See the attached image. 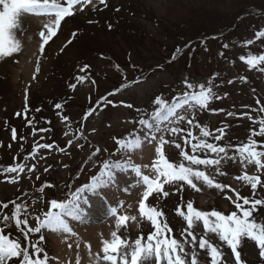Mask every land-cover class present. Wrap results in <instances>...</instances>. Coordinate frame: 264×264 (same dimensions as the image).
<instances>
[{"label": "rangeland", "instance_id": "374dc122", "mask_svg": "<svg viewBox=\"0 0 264 264\" xmlns=\"http://www.w3.org/2000/svg\"><path fill=\"white\" fill-rule=\"evenodd\" d=\"M106 4L105 7L99 0H93V4L82 12L77 11L73 17L62 21L57 36L44 45L43 52L40 51L43 40L39 32L44 30V24L51 17L32 14L23 17L22 31L16 33L21 41V51L0 61V172L15 163H24L26 168L16 184L7 183L5 176L0 175V203L17 201L31 205L33 200H37L38 207L43 208V201L49 197L66 198V185L75 189L90 183L91 176L98 172L99 164L96 168H89L83 161L94 147L102 149L99 160L109 159V153L117 152L114 138L131 139L129 134L139 127L132 121L150 118L157 96L172 102L175 96L186 91L183 84L185 78L194 84H204L206 88L211 81L213 96L221 97L212 99L204 111L198 107L195 109L196 121L206 125L209 130L215 132L217 128L228 126L225 140L221 143L233 146L247 143L251 132L259 130L258 121L264 118L261 111L264 99L260 98L262 95L264 98V72L260 71L264 65L251 68L240 57L264 55V37H257L258 32L264 31V0H108ZM117 8L119 11H116ZM241 10L244 15L246 13L245 19L239 12ZM109 24L112 25L111 30ZM122 25L130 31L137 30L140 37L134 39L132 32H126ZM141 25L148 32L139 31ZM252 25L254 29L251 33ZM227 27L228 33H224L220 41L209 40L202 44L206 36L220 34ZM74 32L77 33L75 37ZM161 33L164 38L160 36ZM169 33L183 34V41L190 43L185 52L176 56L173 52L174 58L168 55V50L165 59L158 44L164 40L167 44L165 49L173 50L177 43L176 37ZM69 40L72 42L68 43ZM248 40L253 43L247 44ZM225 44H228V48L223 47ZM222 52L223 56L220 55ZM85 64L90 66L88 71L80 72ZM139 70L145 72L138 74ZM81 75L88 78L77 83L76 77ZM137 77L140 79L137 80ZM229 80L233 83L229 84ZM125 83L127 86L119 92L108 95ZM73 84L75 88L71 87ZM101 97H107L112 104L105 106ZM259 98L263 106L257 104ZM56 103H62L63 109H56ZM25 107L28 108L30 124L23 117ZM90 108L95 111L85 120L84 115ZM17 112L22 115L16 116ZM229 112L234 115L228 116ZM179 114L189 118L193 115L188 107L179 110ZM63 116H67L68 121H64ZM46 122L51 124V131L40 132V129L48 126ZM180 126L188 127L186 123ZM12 128L19 131L15 140L12 139ZM33 129L36 130L35 135ZM81 131L83 137L80 136ZM193 133L199 135V130L193 129ZM165 139L175 140L183 147L180 137L165 134ZM69 140L73 141L72 145H68ZM208 141L215 142L212 137ZM158 143L159 136L157 141L143 143L141 147L129 150L127 157L119 158L121 162L130 158L134 164L141 166L144 174L154 176L151 164L156 159ZM38 144H53V148H40L34 156H30ZM81 144L84 145L83 149L78 147ZM60 148H64V151H59ZM103 149H107V152ZM259 150L264 151V148ZM179 151L171 143L164 146L165 155L173 162L179 160ZM232 154L230 151L229 155ZM32 164L36 165V169L29 179L27 173ZM46 167L49 168L47 172L44 171ZM81 167L84 169L82 172ZM214 171L209 169L210 173ZM221 171L227 175L216 176L217 182L229 184L241 196L252 198L250 185L235 177L244 171L258 174L255 165L249 164L245 169L237 159L234 163L225 164ZM13 175L16 174H7L9 177ZM37 176L39 179H36ZM127 177L134 185L128 192L123 190L127 185L118 183L103 194L108 203L117 207V215L137 216V221L129 220L127 227L122 226L118 234L132 241L143 233L146 239L152 229L150 222L142 219L138 213L143 186L135 184V173L129 172ZM46 183L56 187L46 188L43 194L39 193V187ZM198 187L200 192L185 186L183 192H170L167 198H161L158 202L157 206L164 210L173 227V234L187 227L186 221L176 214L181 198L184 205L191 200L193 206L202 211L216 209L227 215L236 210L231 201L225 199L226 195L235 199L233 191L226 189L220 192L202 183ZM165 190H169L168 185H165ZM53 192L55 196H52ZM85 195L93 207L82 222L70 221L75 235L42 230L45 241L41 246L49 256L48 264H76L77 255L80 264H95L94 254L99 252L103 255V240H110L111 233L117 231V216L109 215L107 206L98 197L91 193ZM255 198H264V192L259 187ZM121 201L123 207L119 206ZM149 202H152L151 198ZM2 211L10 214L8 210ZM29 212H32L31 207ZM194 233L199 240L203 234L202 224L194 227ZM5 234L12 238L20 236L18 231L9 229H5ZM31 238H38V234H33ZM207 238L224 252V264H235L231 250L218 237L209 233ZM88 244L92 246V256L89 255ZM238 250L244 264H264L255 242L245 239ZM196 251L198 264H211L207 250L197 246Z\"/></svg>", "mask_w": 264, "mask_h": 264}, {"label": "snow or ice", "instance_id": "6c2138e0", "mask_svg": "<svg viewBox=\"0 0 264 264\" xmlns=\"http://www.w3.org/2000/svg\"><path fill=\"white\" fill-rule=\"evenodd\" d=\"M99 3L107 6L106 0H99ZM92 4L93 0H0V61L21 51V41L17 38L16 33L22 31V20L26 15L51 17L44 24V30L39 32V36L43 40L40 51L43 52L44 45H47L57 36L62 21L68 17H73L77 11L82 12L85 7ZM116 11L119 9L117 8ZM108 27L111 30L112 25L109 24ZM76 34L74 32L73 37ZM257 37H264V31L258 32ZM71 42V40L68 41V43ZM252 43V40L247 41L249 45ZM223 47L228 48V44ZM220 55L223 56L224 53L222 52ZM240 59L245 60L251 68L264 65V55L241 56ZM89 67L88 64H85L80 68V72H87ZM260 71L264 72V68H260ZM87 78V76L81 75L76 77V80L77 83H81ZM139 79L140 77H137V80ZM242 79L246 78L242 77ZM92 83L94 84L95 81ZM228 83L231 84L233 81L229 80ZM183 84L187 90L175 96L172 102L163 96H157L154 99L155 109L150 118L132 121L139 127L129 134L131 139L114 138L117 152L109 153V159L99 160L98 157L102 153V149L99 146L94 147L87 159L83 161V164L89 168H96L99 164L98 172L91 176L90 183L75 189L71 185H66V198L49 197L43 201V208L38 207L37 200H33L31 205L27 202L18 203L17 201L0 203V264H48L49 256L41 246L45 241L42 230L54 233L67 232L75 235L70 221L82 222L93 207L85 193H91L98 197L99 201L107 206L108 214L117 216V231L111 233L112 238L110 240H103V255L101 256L99 252L94 254L95 264H198L197 246L201 250H207L211 264H224V252L207 238L209 233L218 237V240L231 250L235 264H244L241 259V251L238 249L245 239L255 242L259 249V256L264 258V198H255L258 187L264 192V179H262L264 176V151L258 150L264 148V118L259 119V130L251 132L247 143L235 146L221 143L225 140L227 125L217 128L213 132L206 125H201L195 118L197 107L200 111H204L212 99L221 98L213 96L211 81H209L207 88L204 84L191 83L187 78ZM126 86V83L122 84L108 95H113ZM71 87L75 88L76 85L73 84ZM100 100L105 103V106L112 104V101L108 100L107 97H101ZM97 103L99 104L100 101ZM257 104H259V100ZM126 106L132 107V105ZM185 107L192 110L191 118L179 114V110ZM55 108L63 109V104L56 103ZM36 111H40V109H36ZM93 111L95 109L90 108L85 113L84 119L86 120ZM212 111H223V109H212ZM261 111H264V108ZM27 113L28 108L25 107L23 117L30 124L31 120H28ZM21 115L19 112L16 113L18 117ZM227 115L233 116L234 113L229 112ZM68 119L67 116H63L64 121H68ZM256 122L253 121V123ZM182 123L187 124V129L180 126ZM193 129H198L199 135H195ZM35 131L33 129V135H35ZM40 131L47 132L49 129L42 128ZM165 134H170L171 137H180L183 141V147L181 143H176L175 140L165 139ZM11 135L13 140L17 138L15 128L11 129ZM80 136H84L83 131L80 132ZM158 136L156 159L151 164L154 176L144 174L141 171V166L134 164L130 158L121 162L119 157H127L129 150H135L141 147L143 143L157 141ZM209 137H212L215 142H209ZM67 143L72 145L73 141L69 140ZM169 143L173 144L175 149L180 150V158L177 162H173L165 155L164 146ZM78 147L83 149L84 145L81 144ZM40 148L52 149L53 144H38L29 155L34 156ZM59 151L63 152L64 148H60ZM103 151L107 152V149H103ZM230 151L233 153L232 155H229ZM237 159L240 160L245 169L249 164L256 166L258 174H249L248 171H244L235 177L236 180L250 185L252 198L241 196L240 192L232 189L229 184L216 181V176L227 175L226 172L221 171V168L229 162L234 163ZM64 167L67 168L68 165L65 164ZM25 168L24 163H15L3 168L0 175L5 176L7 183L16 184L20 179V174L25 173ZM35 169V164L28 168L29 179H31V173ZM209 169H214V173H210ZM48 170V167L44 169L45 172ZM83 170L81 167L80 171ZM129 172L135 173V184L143 186L142 197L138 201V213L142 219L150 222L152 229L147 234L146 239L143 233L132 241L118 234L122 226L127 227L129 220L137 221V216L117 215V207L108 203L107 197L103 194L118 183L127 185L123 190L128 192L129 188L134 186L128 180L127 173ZM9 173L16 175L9 177L7 176ZM36 179L39 177L37 176ZM200 183L220 192H225L226 189L233 191L235 199L227 195L225 199L231 201L236 210L227 215L216 209L202 211L194 207L191 200L184 205L183 198H181V205L176 208V214L186 221L187 227H183L173 234V227L170 226L164 210L157 206L158 202L161 198H167L170 192H183L185 186L200 192L201 189L198 187ZM165 185H168L169 190H165ZM55 187L56 185L46 183L39 187L38 192L43 194L46 188L54 189ZM52 196H55V192L52 193ZM149 198L152 199V202H149ZM119 206L123 207V201L120 202ZM30 207L32 212H29ZM2 210H8L10 214H4ZM30 218L32 223H30ZM258 218L260 222H258ZM200 224L203 226V234L198 240L194 233V227ZM5 229L18 231L19 238L6 235ZM33 234H38V238L32 239ZM22 241H26V243ZM71 247L72 245L69 244V248ZM87 247L89 255L92 256L91 244H88ZM76 264H80L79 255H77Z\"/></svg>", "mask_w": 264, "mask_h": 264}, {"label": "trees", "instance_id": "16d2710c", "mask_svg": "<svg viewBox=\"0 0 264 264\" xmlns=\"http://www.w3.org/2000/svg\"><path fill=\"white\" fill-rule=\"evenodd\" d=\"M108 0H106V2H107ZM240 13H242L243 14V11L241 10V11H239ZM245 12H246V10H245ZM248 12V11H247ZM249 14L251 15V13L249 12ZM243 16H244V18L243 19H245V16H246V13H245V15L243 14ZM264 16V15H263ZM254 25V24H253ZM252 25V27H251V33L253 32V29H254V26ZM121 28H125V31L126 32H132V34H133V38L134 39H138L139 37H140V34H139V32L137 31V30H135V29H133V30H131L130 31V29L129 28H126L124 25H122V27ZM138 30L140 31V30H143V31H145V32H148V30L143 26V25H141V26H139L138 27ZM227 30H229V27H227V28H225L224 29V32H222V33H220V34H214V35H210V36H206L204 39H203V41H202V44H205V42H209V40H212V41H220L221 40V37L224 35V33H228V31ZM246 33H247V31H246ZM169 35H172V36H175L176 37V39H177V43L175 44V46H174V49L172 50V48H170V49H165V47L167 48V44H165V41L164 40H162V44H158V46L160 47V52L162 53V54H164V58L166 59L167 58V51L169 50V52H168V55L170 56V57H172L173 56V52H175V56L176 55H178V54H180V53H183V52H185L186 51V49L189 47V44H188V42L190 43V41H186V43L183 41V39H184V36H183V34H182V36H180L179 34H175V33H169ZM132 36V35H131ZM160 36H162L163 38H164V34H160ZM183 41V42H182ZM154 43H156L157 41H153ZM159 42V41H158ZM197 42V41H196ZM195 43V42H194ZM159 53V52H158ZM261 55H263V54H261ZM175 56H173V58L175 57ZM167 63L168 64H170V62H168L167 61ZM145 71L144 70H139V72H138V74H143ZM217 72V71H216ZM261 99H264L263 98V95L260 97ZM258 99L259 100V104H261V106H263V104L261 103V99ZM264 112V111H263ZM47 124H48V126H46L45 128L46 129H49V131H47V132H50L51 131V124L49 123V122H46ZM33 128H35V127H33ZM16 131H17V133H19V131H18V129H16ZM259 150V149H258ZM262 179H264V177L262 178Z\"/></svg>", "mask_w": 264, "mask_h": 264}]
</instances>
